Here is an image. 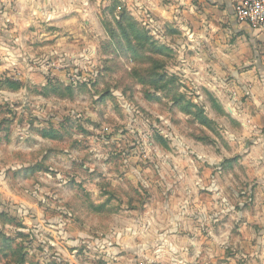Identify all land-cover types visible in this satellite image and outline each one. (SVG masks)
<instances>
[{
    "label": "rangeland",
    "instance_id": "obj_1",
    "mask_svg": "<svg viewBox=\"0 0 264 264\" xmlns=\"http://www.w3.org/2000/svg\"><path fill=\"white\" fill-rule=\"evenodd\" d=\"M153 1L0 34V264H264V116Z\"/></svg>",
    "mask_w": 264,
    "mask_h": 264
},
{
    "label": "crops",
    "instance_id": "obj_2",
    "mask_svg": "<svg viewBox=\"0 0 264 264\" xmlns=\"http://www.w3.org/2000/svg\"><path fill=\"white\" fill-rule=\"evenodd\" d=\"M151 1L154 3L153 0ZM174 1L175 5L186 6L191 12V16L187 15L188 19L181 18L186 11H179L174 17V20L179 22L176 25L181 26V34L192 38L204 37L207 40V46L211 48V53L217 60L216 64L210 62L213 71L221 70L222 75L230 71L238 72L228 85L236 89V100L246 92L251 94V100L243 105L242 112L254 119L262 120L264 116V36L236 21L233 15V0ZM48 3L49 0H11L4 2V5L0 4L5 10L0 14V34L6 39L2 45L7 48L13 47L15 52H21L26 45L25 33L31 26L37 24L38 9H42V14H47ZM163 6H160L161 11L165 12L166 7ZM10 8H12L11 11H8ZM6 22H9V25L13 23L14 27L11 28L10 25L8 26L10 30H2L6 27ZM200 22L204 24V28H199ZM189 27L199 29L191 30ZM10 37L14 38L13 42L10 41ZM217 56H221L219 60Z\"/></svg>",
    "mask_w": 264,
    "mask_h": 264
},
{
    "label": "built area",
    "instance_id": "obj_3",
    "mask_svg": "<svg viewBox=\"0 0 264 264\" xmlns=\"http://www.w3.org/2000/svg\"><path fill=\"white\" fill-rule=\"evenodd\" d=\"M233 15L237 22L264 36V0H233Z\"/></svg>",
    "mask_w": 264,
    "mask_h": 264
}]
</instances>
